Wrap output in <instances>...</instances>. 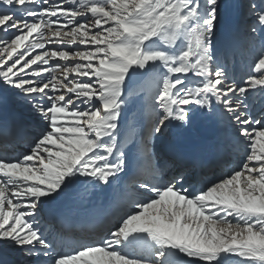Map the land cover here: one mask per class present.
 <instances>
[{
	"label": "snow or ice",
	"instance_id": "obj_1",
	"mask_svg": "<svg viewBox=\"0 0 264 264\" xmlns=\"http://www.w3.org/2000/svg\"><path fill=\"white\" fill-rule=\"evenodd\" d=\"M228 7L0 0V112H24L0 126V253L15 264H264V120L253 115L264 113V0H247L250 23L222 50ZM241 50L251 72L237 79L229 57ZM197 116L225 125L218 151L240 162L189 182L186 158L155 144Z\"/></svg>",
	"mask_w": 264,
	"mask_h": 264
},
{
	"label": "bare ground",
	"instance_id": "obj_2",
	"mask_svg": "<svg viewBox=\"0 0 264 264\" xmlns=\"http://www.w3.org/2000/svg\"><path fill=\"white\" fill-rule=\"evenodd\" d=\"M227 2L229 4V7H230V5L231 6L233 5V8H231L232 9L231 13L228 9L229 7L225 10V12L223 14V18H222L220 24L218 25V28H219V41H218V43H219V46L221 49H224L227 45L233 43L235 40H238L243 35V33L246 31L247 25L250 23L249 20L243 16L244 8H243V3L241 0H227ZM234 28H237L238 31L233 32ZM226 33H227V36L225 37L224 34H226ZM58 47L75 48V47H77V45H68V46L59 45ZM80 47H84V46H80ZM236 53H238V51ZM74 62L75 61H69L67 63H74ZM52 63H55V61H53ZM61 63H65V62H61ZM234 72L237 76V79H240L246 73H248L249 70L242 69V67H241V68H238L237 70H235ZM139 87L140 86L134 87V88H139ZM139 95H144V93H139ZM132 99L136 100L137 96L134 95L132 97ZM20 109L21 108L18 106H16V107L10 106L9 109H7L6 111L0 112V126H2L3 119L5 117H10L14 111L17 114L23 116L24 115L23 109H21V110ZM253 115L256 118L264 120V113H260L258 110L253 111ZM147 119H148L147 114L144 113L137 122V126L140 127L141 134H143L144 130H145V132L147 131ZM35 121H36L35 119L32 120V125L30 128V134H34V132L38 129L37 128L38 126H36ZM197 124H200L205 129V134L208 135V139H205V140L194 139V135H195L194 134L195 133L194 127ZM256 127H259V126H256ZM223 130H224V128H222L220 126V123L207 122L203 118L197 116L194 120V124H193V127L191 129L185 130L182 133L173 129L167 140L158 141L155 144V150L164 159H171L172 155L170 153H167L165 150H163V148H165V147L174 148V147H177V145L181 141H186V142L192 143V146L194 149L201 151L204 154L216 155L219 153L218 147H219V144H220L222 138L220 135L215 136V134L218 131L222 133ZM26 148H27V145H26ZM17 151H18V149L15 147V149H9L8 154L11 157H15ZM218 161H219V159H218ZM239 162H240V157L233 156L231 158L230 162L228 160V161H226V163L223 161L221 163H215L213 165H209V164L204 165L202 168L199 169V173L201 175L203 174V177L215 179V178L219 177L220 175H222L225 172V170L230 171L232 168H236L239 165ZM190 168L191 167L187 166L186 169H190ZM188 177L189 176L186 175L187 180H188ZM90 202L92 205H94L97 208H102L104 206V203H105L104 199L98 195H91L90 196ZM68 203H69V206H71V207H74V208L77 207V203L75 200L70 199L68 201ZM9 253L13 254L12 252H9ZM13 255H15V254H13ZM13 260L14 259L9 258L8 255H1L0 254V264H4V263L10 264Z\"/></svg>",
	"mask_w": 264,
	"mask_h": 264
},
{
	"label": "rangeland",
	"instance_id": "obj_3",
	"mask_svg": "<svg viewBox=\"0 0 264 264\" xmlns=\"http://www.w3.org/2000/svg\"><path fill=\"white\" fill-rule=\"evenodd\" d=\"M242 1V3H243V5L247 2V0H241ZM235 5V4H234ZM231 8H233V5L231 6L230 5V7L228 8L229 9V11H230V13L232 12V9ZM243 16L245 17V15H244V13H243ZM246 18V17H245ZM247 19V18H246ZM250 22V21H249ZM3 35V32L2 31H0V36H2ZM242 52V53H241ZM251 58H250V56L247 54V52L246 51H238V53H235V55L234 56H232V57H229V64H230V66L233 68V70H236L237 68H239V67H243V68H245V69H247V70H249V72L248 73H250L251 72V68H250V65H251ZM248 73H246L245 74V76H247V74ZM22 109V108H21ZM20 109V110H21ZM36 122V124H37V126H38V128H39V126H40V124H39V121L38 120H36L35 121ZM20 149H21V147H20ZM20 149H19V151H20ZM21 151L23 152V151H25V149H21ZM1 255H8V257L9 258H13L14 260L16 259H21L20 257H18V256H16V255H13V254H11V253H0Z\"/></svg>",
	"mask_w": 264,
	"mask_h": 264
},
{
	"label": "water",
	"instance_id": "obj_4",
	"mask_svg": "<svg viewBox=\"0 0 264 264\" xmlns=\"http://www.w3.org/2000/svg\"><path fill=\"white\" fill-rule=\"evenodd\" d=\"M135 85H139V83L135 84Z\"/></svg>",
	"mask_w": 264,
	"mask_h": 264
}]
</instances>
